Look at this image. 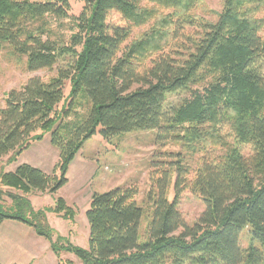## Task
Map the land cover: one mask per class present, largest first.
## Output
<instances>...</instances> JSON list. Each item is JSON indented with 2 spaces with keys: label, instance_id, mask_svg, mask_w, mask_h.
Masks as SVG:
<instances>
[{
  "label": "trees",
  "instance_id": "trees-1",
  "mask_svg": "<svg viewBox=\"0 0 264 264\" xmlns=\"http://www.w3.org/2000/svg\"><path fill=\"white\" fill-rule=\"evenodd\" d=\"M80 1L72 16L70 0H0V42L26 56L29 71L70 57L55 75L8 91L0 107V157L11 153L14 161L46 132L59 152L51 174L28 164L0 171V224L20 221L55 254L71 251L83 264H264V0H224L214 21L196 14L202 0ZM149 23L130 40L133 28ZM65 27L76 29L69 41ZM66 81L70 100L59 107ZM191 83L199 87L166 116V95ZM79 96L89 102L82 116L73 109ZM134 130H156L157 143L180 139L201 153L194 170L179 156L152 160L146 241H139L134 186L93 193L87 248L54 241L45 212L73 219L74 210L60 197L34 210L31 195L61 188L70 162L96 133ZM184 191L205 204L191 225L177 207ZM246 228L251 240L242 247Z\"/></svg>",
  "mask_w": 264,
  "mask_h": 264
},
{
  "label": "rangeland",
  "instance_id": "rangeland-1",
  "mask_svg": "<svg viewBox=\"0 0 264 264\" xmlns=\"http://www.w3.org/2000/svg\"><path fill=\"white\" fill-rule=\"evenodd\" d=\"M224 0H202V3L195 10L198 16L205 19L215 20L223 10ZM84 6L83 1L70 0V10L68 14L76 16ZM117 14L110 13L113 20ZM73 21V17H72ZM151 23V22H150ZM135 27L131 33L130 40H134L148 28V25ZM65 27V38L69 41L71 31ZM189 30H192L189 28ZM193 31V30H192ZM191 31V32H192ZM197 36V30L194 33ZM129 40V42H130ZM70 57L66 56L60 59L51 69L42 68L35 71H29L26 67V56H20L11 51L4 43L0 42V107L4 106V100L7 92L11 89L21 88L29 78L38 76L47 79L56 74L57 68L65 67ZM261 71L264 73V62ZM199 87L197 83H191L187 88H181L166 95L165 108L166 116L169 115L173 107L179 105L185 98H188L193 89ZM70 83L65 82L64 102L70 100ZM89 102L82 97H77L73 106L76 116H82ZM223 133L227 135V140L234 142L232 131L224 127ZM156 130H134L124 132L103 138L99 133L86 140L80 151L70 162L66 176L68 181L55 193L36 192L31 195V205L34 210H44L54 207L58 198H62L67 206L74 210L73 219L62 218L56 213L46 211V219L53 231V240L60 244H69L87 248L89 225L86 217V210L93 193H102L114 187L134 186L137 189L135 196L138 207L141 208V217L139 224V241H146L147 226L152 215V201L154 193V184L150 179L152 160L157 158L164 162L177 160L178 156L182 161L194 170L199 164L201 156L200 151H191V147L182 142V140H165L161 145L157 143ZM244 154L249 153L247 145H240ZM216 152H221L222 148L212 147ZM174 154V155H173ZM178 154V155H177ZM0 157V171H14L21 164H28L36 167L47 174H51L57 163L59 152L50 142V132H46L41 140L32 142L12 162L8 161L9 156ZM167 164V168H168ZM165 168V167H164ZM160 173V172H159ZM159 176V174H158ZM193 173L189 175L192 177ZM171 180L174 178L172 176ZM20 193V192H19ZM173 197V191L169 193V198ZM5 202L11 201L5 198ZM185 222L193 224L205 209V204L198 194L184 191L178 199L177 205ZM1 233V230H0ZM35 234V233H34ZM43 241L25 240V248L29 254L38 257L36 264H42V259L47 264H83L82 261L71 251L60 249L59 254H55L49 248V242L42 237ZM251 238L248 229L240 235V244L247 247ZM46 244V245H45ZM1 252V248H0ZM13 253V252H12ZM1 254V253H0ZM1 261V260H0Z\"/></svg>",
  "mask_w": 264,
  "mask_h": 264
},
{
  "label": "crops",
  "instance_id": "crops-1",
  "mask_svg": "<svg viewBox=\"0 0 264 264\" xmlns=\"http://www.w3.org/2000/svg\"><path fill=\"white\" fill-rule=\"evenodd\" d=\"M0 230V264L37 263L39 258L28 253V250L25 248L24 244L25 240L29 238L31 240H34L35 242H46H44V240H42V237L37 235L31 227L14 219H5L0 224ZM41 263L47 264L43 259Z\"/></svg>",
  "mask_w": 264,
  "mask_h": 264
}]
</instances>
